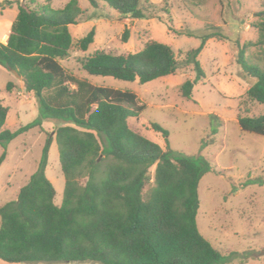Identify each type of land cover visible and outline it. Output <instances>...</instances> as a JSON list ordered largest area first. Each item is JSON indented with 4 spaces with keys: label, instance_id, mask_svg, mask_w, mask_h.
Masks as SVG:
<instances>
[{
    "label": "trees",
    "instance_id": "1",
    "mask_svg": "<svg viewBox=\"0 0 264 264\" xmlns=\"http://www.w3.org/2000/svg\"><path fill=\"white\" fill-rule=\"evenodd\" d=\"M102 3L124 18L147 17L156 5L150 0H89ZM17 4L18 14L6 43L0 41V66L16 70L25 90L37 98L38 117L8 130L3 127L8 107L0 98V144L7 157L8 144L43 121L61 122L48 134L37 170L21 188L18 198L0 206V258L8 262H97L100 264H227L235 252L216 247L198 226L202 177L215 170L209 158L173 148L169 131L153 122L166 138V148L151 140L129 119L145 105L131 90L97 85L65 68L75 45L87 51L95 40L93 28L75 43L70 31L84 13L78 0L54 8L51 0L29 3L5 0L2 9ZM169 13L168 8H162ZM173 34H183L171 17L159 15ZM256 42L240 48L238 63L256 81L246 99L264 104V68L246 58L251 45L264 48V23ZM188 51L196 78L180 87L184 98H193L195 83L205 76L198 57L207 40ZM130 30L122 38L127 40ZM92 75L113 76L141 84L173 74L179 67L174 48L157 39L136 52L114 53L96 49L81 60ZM14 84L9 82L7 89ZM216 118V115L213 116ZM244 131L264 135V114H239ZM216 132V131H215ZM56 139L65 189L61 204L46 169L49 149ZM155 166L154 170L152 167ZM216 171V170H215ZM250 183H264L263 177Z\"/></svg>",
    "mask_w": 264,
    "mask_h": 264
},
{
    "label": "rangeland",
    "instance_id": "2",
    "mask_svg": "<svg viewBox=\"0 0 264 264\" xmlns=\"http://www.w3.org/2000/svg\"><path fill=\"white\" fill-rule=\"evenodd\" d=\"M36 1L44 3L47 0ZM68 1L51 0L54 8L63 7ZM78 1L84 13L77 24L70 25L75 43L93 28L95 40L87 51L75 45L71 55L61 60L62 65L97 85L135 92L139 104L145 108L138 117L129 119L130 125L164 149L166 138L153 129V122L169 131L168 139L173 148L209 158L216 171L207 172L199 184L201 204L197 221L201 233L216 247L235 252L227 264H264V183L249 182L252 178H264V135L242 130L238 121L239 114H264V104L246 99V91L256 78L238 63L239 50L245 42H256L259 38L258 26L264 23V0H150L156 5L152 12L147 17L134 19L120 16L105 3L94 7L89 0ZM162 8H168L169 13ZM17 14L16 3L5 9L0 6L1 42L6 43ZM159 15L171 17L174 27L184 33H171ZM126 28L130 35L124 40L122 35ZM214 32L219 35L212 34L214 36L207 40L198 57L205 76L195 83L193 98H184L180 91L182 83L196 78L194 64L187 61V53L201 44L203 35ZM150 39L174 48L179 67L173 74L141 84L138 79L126 81L92 75L82 68L81 60L96 49L136 52ZM246 58L264 68L261 46H249ZM9 82L14 84L11 91L7 89ZM0 98L8 107L3 130H16L39 115L35 95L25 90L21 78L2 66ZM60 124L45 119L43 131L39 127L30 129L8 144L7 157L0 166V206L18 198L21 188L38 168L48 134ZM3 151L0 144V156ZM46 173L56 189L55 202L61 204L65 177L56 139L49 149ZM0 264L100 263H28L0 258Z\"/></svg>",
    "mask_w": 264,
    "mask_h": 264
},
{
    "label": "water",
    "instance_id": "3",
    "mask_svg": "<svg viewBox=\"0 0 264 264\" xmlns=\"http://www.w3.org/2000/svg\"><path fill=\"white\" fill-rule=\"evenodd\" d=\"M11 72L14 73L16 75V77L21 78L20 74L16 70L12 69ZM263 253H264V251H263Z\"/></svg>",
    "mask_w": 264,
    "mask_h": 264
},
{
    "label": "crops",
    "instance_id": "4",
    "mask_svg": "<svg viewBox=\"0 0 264 264\" xmlns=\"http://www.w3.org/2000/svg\"><path fill=\"white\" fill-rule=\"evenodd\" d=\"M6 34L4 33V35L3 36H5Z\"/></svg>",
    "mask_w": 264,
    "mask_h": 264
}]
</instances>
